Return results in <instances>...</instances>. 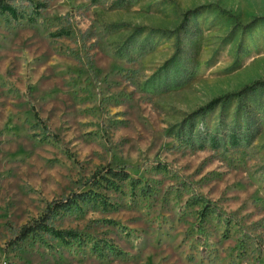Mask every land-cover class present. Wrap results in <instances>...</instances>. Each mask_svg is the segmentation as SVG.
Returning a JSON list of instances; mask_svg holds the SVG:
<instances>
[{"label": "rangeland", "instance_id": "1", "mask_svg": "<svg viewBox=\"0 0 264 264\" xmlns=\"http://www.w3.org/2000/svg\"><path fill=\"white\" fill-rule=\"evenodd\" d=\"M11 5L19 18L0 14V264H264V0ZM108 164L156 193L124 183L109 192L115 208L55 224L128 257L11 244ZM192 194L236 221L228 237L213 216L199 244Z\"/></svg>", "mask_w": 264, "mask_h": 264}, {"label": "trees", "instance_id": "2", "mask_svg": "<svg viewBox=\"0 0 264 264\" xmlns=\"http://www.w3.org/2000/svg\"><path fill=\"white\" fill-rule=\"evenodd\" d=\"M14 1L17 0H0V14L3 15L9 12L19 18L18 10L11 5ZM19 1L34 4V0ZM41 7L44 10L46 4H43ZM217 100L209 106H213ZM54 137L57 138V135H54ZM124 183L129 184L132 190L137 188L143 197H150L156 193V188L150 181L133 176L129 171L128 165L113 166L108 164L99 166L86 178L82 189L74 190L66 196L48 201L42 214L31 222L24 224L19 229L16 237L11 241V244L19 246L32 237L39 239L41 244L50 248L54 247L50 240H57L65 246L73 247L75 245L81 250L89 248L90 252L99 259L128 257L127 251L107 237H98L92 232L80 229L59 228L55 224V220L62 215L70 213L83 214L86 211L85 209L108 211L115 208L116 204L112 202L109 192H122V185ZM188 203L193 206L200 205L198 222L189 229V232L193 231L196 232V235L204 236V240L200 241L198 239L199 244L201 242L203 244L208 242V238L205 237V224L208 218L215 216L219 219L226 230V237L231 234V231L237 224L215 202L203 194H192L188 199ZM106 222L119 225L113 219H106Z\"/></svg>", "mask_w": 264, "mask_h": 264}]
</instances>
